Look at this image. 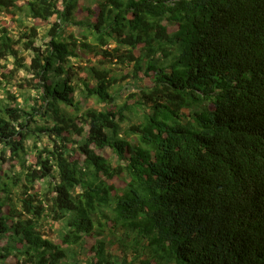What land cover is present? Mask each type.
<instances>
[{"label": "trees", "instance_id": "trees-1", "mask_svg": "<svg viewBox=\"0 0 264 264\" xmlns=\"http://www.w3.org/2000/svg\"><path fill=\"white\" fill-rule=\"evenodd\" d=\"M80 1L0 0L38 21L26 60L0 26V264H264V192L220 222L239 185L199 156L228 147L264 177V0ZM170 164L198 201L180 213Z\"/></svg>", "mask_w": 264, "mask_h": 264}, {"label": "clouds", "instance_id": "clouds-1", "mask_svg": "<svg viewBox=\"0 0 264 264\" xmlns=\"http://www.w3.org/2000/svg\"><path fill=\"white\" fill-rule=\"evenodd\" d=\"M199 156L208 161L211 170L214 167L215 160L219 159L224 161L226 166L220 170V173L223 174L224 172H230V176L228 178L232 179L237 183V185H239L236 187H225L221 190L218 189L219 193L214 199L213 206L216 216L220 222L242 217V206L247 195L245 189L251 193L252 191L257 190L263 195L264 177L260 173L251 169H245L244 167L249 155L237 156L236 154H231L228 147H226L221 153H212L209 149L203 147L199 150ZM192 164H194L193 160ZM169 169L173 186L163 193L162 205L167 202L176 201L174 212L177 213H180L183 207L188 209L193 208L198 201L194 199L191 200L187 196H184L181 181L183 174L180 173L179 167L170 164ZM198 171L200 173H206L199 169ZM247 186H250L251 189H248ZM228 190L232 192L229 196L227 195ZM262 203L260 202L261 205H263Z\"/></svg>", "mask_w": 264, "mask_h": 264}, {"label": "rangeland", "instance_id": "rangeland-1", "mask_svg": "<svg viewBox=\"0 0 264 264\" xmlns=\"http://www.w3.org/2000/svg\"><path fill=\"white\" fill-rule=\"evenodd\" d=\"M24 1H26V0H24ZM18 3H20V2H18ZM80 3H81V5L89 4L87 2V0L85 2L84 1H80ZM19 19L22 20V21L21 22L17 21ZM78 19H81V17H78ZM14 20H16L17 23H15ZM3 21L6 23L5 27H7L9 29L10 34L13 36V40L15 42V45L13 47L19 52V55L21 57L25 58V60L29 59L31 55L28 53V51L26 50L25 46L23 45L24 42H26V39L20 40V38H21V34H22V31H23L24 27H26V26L30 27L32 25L35 26V24H38V21H32V19H30L29 17H26V15L23 12H17L13 16H9V15L6 16V13L5 14L3 13V14L0 15V26H4V25H2ZM172 30L173 29H170V31H172ZM70 32L73 34L74 38L77 39L79 42L85 41V39L83 38V35H85V31H84L83 28L72 26L70 28ZM44 33L45 32L43 31V28H40V29L37 30V34H38V39L36 41L37 45H43L48 40L46 38H42ZM39 38L41 39V41H38ZM77 52L79 53V50ZM98 59H102V57L94 55V53L85 52V53H81L80 58L78 59V61L75 62V64L76 65H78V64L91 65L95 60H98ZM8 61H9L8 65H11L12 64L11 59H9ZM72 61L74 62V59H72ZM123 73H125L124 70H123ZM26 75L27 74L24 72V70H20L19 73H18V78H22L23 76L25 77ZM11 92H14V88H12ZM2 97H3V95L0 93V98H2ZM81 103H82V105L84 107H89V106L92 105L91 101H87V100H84V99H81ZM130 139H132V138H130ZM100 152H101L102 155L105 153V154L108 155V157L111 156V160L115 161V155L110 153L109 151H107L105 148L101 149ZM5 167L7 168L6 165L4 166V168ZM17 170H18V165H15V168H14L13 171L17 172ZM122 182L123 181H121L120 179L114 178L113 182L109 181L108 184L114 185L117 188L118 187L122 188L123 185H124V184H122ZM38 184H40V182H37V186H39ZM55 228H53V229H55ZM46 229H47V225H46L45 231H46ZM48 232L49 233H51V232L53 233L54 231L50 232L48 230ZM53 238H56V234H53ZM86 242L88 244H90L92 241L88 240V239H85L84 244ZM13 262H14L13 259H9L7 261V264H13Z\"/></svg>", "mask_w": 264, "mask_h": 264}]
</instances>
